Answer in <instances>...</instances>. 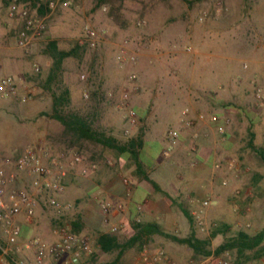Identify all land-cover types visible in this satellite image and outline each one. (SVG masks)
I'll list each match as a JSON object with an SVG mask.
<instances>
[{
  "label": "rangeland",
  "instance_id": "1",
  "mask_svg": "<svg viewBox=\"0 0 264 264\" xmlns=\"http://www.w3.org/2000/svg\"><path fill=\"white\" fill-rule=\"evenodd\" d=\"M217 1L124 0L117 11L118 20H115L108 11H103L99 0H74L73 5L60 6L47 16V29L27 51L18 45L17 30L21 18L9 17L7 8L0 0L1 72L21 78L17 97H0V159H9L7 170L13 169L14 161L25 148L39 143L48 147L55 157L77 150L78 146L63 136L62 124L42 114L52 107L51 94L42 85L52 62L44 49L51 39H57L62 48H68L81 37L86 26H91L99 31L105 29L98 47L88 48L81 58H68L65 62L64 80L71 89L72 107L94 115L96 126L115 135L120 141L142 136L139 156L143 167L153 178L161 179L162 186L174 199L176 196L181 200L182 196L183 203L193 214L200 209V203L205 198L198 197L199 194L192 195L188 182L182 183L180 177L184 169L190 177L191 169L199 165L198 160L190 154L197 142L186 144L179 138L168 155L163 152L170 145L166 139L169 130L180 131L186 126L184 110H188L189 116L196 119L195 125L188 128L185 139L189 133L192 137L195 132L199 133L197 129L202 127V123L209 124L211 115H218L219 122L223 120V123L225 118L230 119L226 134L219 132L220 141L227 142L226 152L218 154L214 167L217 161L236 159L243 167L238 179L247 181L255 172H264V163L248 147L251 132L255 133L256 141L264 143V104L260 105L256 98L257 87H261L264 94V0H225V7L220 12L216 10ZM205 11L207 17L199 20ZM139 20L145 22L138 25ZM125 41L129 53L136 55V64L121 65L119 61V49ZM36 65L40 67L38 72L35 71ZM83 74L86 79L81 78ZM132 74L136 76L134 80ZM133 85H138V91L132 90ZM125 89L129 90V103L138 114L137 124L129 134L124 133L127 123L124 119L125 109L121 107V96ZM200 114H204L205 119L199 120ZM81 150L84 158L81 166L90 167L93 161L98 163L95 177L100 187L87 195L86 188L91 185L88 181L94 175L90 171L81 175V168L69 170L65 192L58 194V197L73 203L72 210L64 216L65 220L78 214L83 216V234L90 238L94 252L97 250L98 234L110 231L113 225L120 226L117 234L125 240L130 236V223L134 220L164 219V213H160V217L146 216L141 210L125 224L121 217L126 212V205L122 201L115 203L118 218L112 219V211L109 209L105 213L101 207L102 203L108 205L110 201L100 188L104 186L106 176H114L117 192L121 196L132 197V191L142 179L134 174L136 164L128 157L129 160L120 165L115 153L102 150L99 144L84 142ZM154 162L160 164L155 171L151 168ZM245 167H249V170L245 171ZM32 179L33 176L22 174L9 188H27L33 194L36 213L32 223L35 228L30 238L41 236L51 242L54 221L61 218L48 205L49 193L36 191L32 187ZM144 183L153 189L149 181ZM256 191L253 200L245 206V212L235 220L229 213L230 206L225 205L228 202L223 201L224 207L229 209L224 218L232 221L230 223L235 229L254 233L264 227V217H259L264 215V191ZM180 192L181 196H178ZM156 195L162 196L160 193ZM173 208L180 211L177 205H173ZM213 208L211 206L203 213L210 226L219 221L216 220L219 216L212 214ZM231 211L239 212V205ZM172 216L170 230L175 235H188L189 228L182 227L177 215ZM248 222L251 226L245 228ZM23 223L29 222L24 219ZM192 225L198 229L195 222ZM210 229L204 232L198 230L201 237H206ZM155 236L150 243L157 239L164 240L157 234ZM30 238L19 239L22 250L17 257L21 259L27 256L32 264L31 251L22 247ZM223 239V236L214 239L212 247L218 246ZM178 246L187 255L186 245ZM137 252L136 249L128 250L126 260L135 258ZM115 255L102 254L98 261H109ZM89 258L83 256L78 264H86Z\"/></svg>",
  "mask_w": 264,
  "mask_h": 264
},
{
  "label": "built area",
  "instance_id": "2",
  "mask_svg": "<svg viewBox=\"0 0 264 264\" xmlns=\"http://www.w3.org/2000/svg\"><path fill=\"white\" fill-rule=\"evenodd\" d=\"M74 0H49L51 11H55L60 6H71ZM216 10L222 11L225 7V0H218ZM103 11H108V7L104 5ZM8 15L11 18L22 17L26 18L29 15V10L22 4L16 1L12 2L8 7ZM208 13L205 11L199 17L203 21ZM48 16V15H47ZM30 17L28 19V30H22L18 34V45L24 50H29L33 41L39 38L47 29L46 18ZM144 20H139L138 25L143 24ZM105 34V29L96 30L91 26H86L83 30L79 43L87 45L89 48H96L100 44L101 38ZM119 61L121 65L127 63L136 64V55L130 54L127 46V41L119 49ZM35 71H40L38 65L35 66ZM132 79L136 77L131 75ZM82 79H86V75H81ZM138 85H133L132 90L138 91ZM113 95L112 92L109 93ZM19 95V83L17 77L13 74H3L0 68V97L15 98ZM129 90L125 89L122 92V102L124 119L127 127L124 130L125 134H129L137 124V110L129 103ZM256 98L260 105L264 104V94L261 87L256 89ZM184 124L187 127H193L196 119L189 116V111L184 110ZM199 120L205 119L204 114L198 116ZM211 122H218L219 116L214 114L209 117ZM230 122L229 118H225L224 123L220 126V134L226 132V125ZM180 131L171 129L166 135V139L170 142L163 150L164 154L168 155L174 147L176 141L180 138ZM192 149H195L193 146ZM84 161L83 156L77 150H70L67 153H62L60 157H55L51 150L43 143L35 146H29L16 158L13 169L8 171L7 166L9 159H0V264H30L28 257L19 259L17 255L21 252L19 239L22 234V226L17 222L16 218L23 214L27 222H32L35 217L36 209L33 194L27 188H13L10 185L15 183L20 175L28 174L33 176L32 187L36 191L45 190L49 193L48 205L54 209L59 217L66 215L73 208V203L64 201L58 197L66 189V178L69 170H79L80 173L86 175L88 167L81 166ZM223 166L228 167L234 172L235 177H239L242 171V164L236 159H227L217 161L216 169H221ZM245 171L249 167H245ZM240 192V191H239ZM214 199L212 195L205 197L200 203V209L193 212L195 224L200 231H208L211 226L208 224L204 216V211L212 206ZM101 207L105 213L109 211V205L104 203ZM122 208V205H119ZM251 224H245V228H249ZM119 225H113L110 228L111 232L117 233ZM56 235V240L49 242L41 236H33L23 244L25 250L33 252L34 260L32 264H78L83 256H90L94 249L90 238L85 234H76L72 230L70 222L56 226L53 230ZM214 256L203 258L199 261H192L190 264H207V261ZM218 264H232L228 254L218 256ZM171 262V258L167 251L162 247H154L147 242L139 251L138 256L133 264H167ZM250 264H259L252 262Z\"/></svg>",
  "mask_w": 264,
  "mask_h": 264
},
{
  "label": "trees",
  "instance_id": "3",
  "mask_svg": "<svg viewBox=\"0 0 264 264\" xmlns=\"http://www.w3.org/2000/svg\"><path fill=\"white\" fill-rule=\"evenodd\" d=\"M14 1L24 5L29 10L28 17H20L22 22L17 30V35L22 30H28L30 17L43 18L52 13L49 0H2L7 10ZM123 2L124 0H99V6L106 5L109 15L118 20L117 11L120 10ZM88 48L87 45L80 44L78 39L74 40L68 48H62L57 39L48 41L44 52L51 58L52 62L42 85L51 94L52 107L50 111H44L42 114L48 115L62 124L63 136L69 138L73 145L78 146L77 151L80 154H82L81 149L84 142L101 145L102 150L115 153L118 160L121 155L129 153L136 164V174L149 181L155 191L160 192L166 199L175 201L174 197L144 170L139 156L142 136L131 137L124 142L120 141L115 135L100 130L96 126L94 115H89L72 107L71 89L64 80L65 62L68 58H81ZM39 74L42 75V72ZM248 147L264 163V146L255 142V133L253 132H251ZM180 207L190 223L193 224L195 220L189 208L183 204H180ZM64 216L54 221L55 227L70 222L74 233H83L85 224L81 214L70 218V220H65ZM130 228V236L125 240L111 231L100 232L96 238L97 250L96 252L93 251L86 264H124L122 259L127 250L136 249L140 251L143 245L156 234L170 237L172 240L190 247L194 259L197 260L228 254L231 256L229 259L232 264H250L258 262L264 257V227L251 233L246 229H235L232 223L219 220L211 227L210 233L206 237H198L194 232L186 237L168 233L157 220L137 219L130 223ZM220 235L223 236V241L213 248L212 241ZM108 253H116L115 258L111 261L98 262L100 255Z\"/></svg>",
  "mask_w": 264,
  "mask_h": 264
},
{
  "label": "crops",
  "instance_id": "4",
  "mask_svg": "<svg viewBox=\"0 0 264 264\" xmlns=\"http://www.w3.org/2000/svg\"><path fill=\"white\" fill-rule=\"evenodd\" d=\"M174 71H177V69H174ZM17 79H18V83L21 82V78H17ZM221 124H223V120H221L220 122L210 121L209 124H206V122L202 123L201 125L202 127L197 129L199 133L195 132L194 137H192L193 135L189 133V137H186V139H185V136L187 135L185 134L189 132V129H188L189 127L184 126L183 127L184 129L182 128L180 130L181 135H180L179 141H183V143L185 142L186 144L187 143L189 144L195 141L197 142L195 149H193V152L190 151V154L193 157H195L199 162V165L197 166V168L191 169L192 172H190L191 173L190 177L187 171H185V169L183 170L182 174H180V177H181L182 183L188 182L187 184L190 187L192 195L197 196V194H199L198 197H202V198L208 195H212L214 199V203L212 204V206L214 207L212 209V214L219 216L216 220H224L227 222H232L224 218V214L227 213L226 210H229L228 208H226L227 204L230 206V210H229L230 212L229 211L228 212L232 214V219L234 218L235 220L238 216L240 217V215L243 212H245L244 208L248 204V202H251L253 200V195L257 192L256 190L258 189L260 190V192L264 191V172H259V173L255 172L253 176L251 177V179L247 181L246 179H238L239 177H235L234 172L230 170L228 167L223 166L221 169H215L213 165H214V161L217 159L218 154H222L226 152L225 145L227 142L223 143L220 141L221 137L219 135V131H220L219 129H220ZM195 136H197V139L195 138ZM255 142L257 144H263L264 146V143H261L260 141H256V136H255ZM128 157L132 159V157L128 153L126 156L121 155L120 159L118 160L116 158V160L118 161L120 165L123 166L125 161H127V159L129 160ZM159 165H160L159 163L154 162L151 168L153 169V171H155L154 170L155 167H158ZM88 169H89L88 172L90 171L94 175L93 176L94 179L91 177L90 178L91 181H88V184L91 183L90 187L86 188L87 190L86 194L90 195L93 191H95L96 189H99L100 187V184L95 177V174L97 173V169H98V163L94 161L91 162L90 167H88ZM144 170H146V168H144ZM146 172L149 174L147 170ZM214 173H216V175H214ZM134 174H136V171ZM149 176L153 178L150 174ZM106 178L107 180L104 186H101L100 191L106 197V199L110 201L108 205H109L110 211H112L113 213L112 219L118 218L115 203L118 201L120 202L122 201L126 205L125 207L126 212L121 217L122 221L125 224L130 222L129 218H134L135 214L137 215V213H139L141 210H142L141 211L142 214L146 216H157L158 215V217H160V213H164L165 214L164 219H162V221L161 220H158V221L164 226L165 230L168 233L174 234L173 230H170V228L173 224L172 215L175 214L177 215V218L180 220L182 227L189 228L188 235H183L181 237L189 236L193 232L198 237L202 236L200 231L190 223V221L185 216L183 210L180 207V204H183L184 206H186L183 203L182 196L180 195L181 192L178 195V196H181V200H179V198L175 196V199H174L175 201L172 202L166 199V197L163 195L161 197H158L156 194L160 192H156L152 184L151 185L153 189L145 185L144 182L147 180L141 179L139 184L132 191L131 193L132 197H126V196H121L117 192L116 177L109 175V176H106ZM153 179L156 180L164 190H166L162 186L161 184L162 181L160 178L158 179L153 178ZM248 193L252 195H249ZM223 201H226L228 203L225 204V202ZM120 202L118 203V205L120 204ZM162 203H164V206H162ZM223 203L226 205L225 207ZM173 205H177L180 208V211L175 210L173 208ZM237 205H239V212L237 213L232 212L231 209L235 210ZM215 208H217V210H215ZM247 209L250 210L249 206L247 207ZM218 210H221V211L217 214ZM259 217H261L262 219L264 215L261 214ZM24 219L25 218L23 214L19 215L16 218L17 222L21 223V226H22V234L20 236V239L21 238L25 239V237L30 238L31 233L32 231H34V228H35L34 222L33 223L29 222V223L24 224L23 223ZM187 224L189 226H187ZM129 233H131V228H129ZM152 237H156V236L153 235ZM158 237H161L164 240L157 239V241H154V242L151 241V244L154 247H162L167 251V253L169 254L171 258V262L167 264H190L192 261L201 260V259L199 260L194 259L193 252L190 247L186 246V250L189 253V254L187 253L186 255L185 253H183V249H181L178 246V244L179 245H182V244L172 240L170 237H166L162 235H158ZM220 237L221 236H218L217 239H219ZM56 238L57 237L54 234L53 241L56 240ZM166 239H170V240L167 241ZM221 242L222 240L218 243V245ZM126 252L122 259L123 263L125 262V263L133 264L138 256L139 251L137 252L136 257L131 260H126V257H125ZM31 253H32V257L30 259H32L33 261L34 255L32 251ZM113 259H110L109 261ZM98 262H106V261L99 260ZM258 262L259 264H264V257ZM50 264H55V263L51 262ZM207 264H218L217 257L215 256L211 257L209 261H207Z\"/></svg>",
  "mask_w": 264,
  "mask_h": 264
}]
</instances>
